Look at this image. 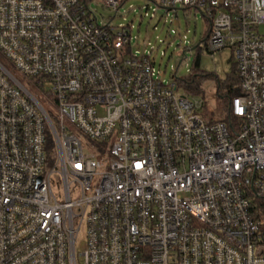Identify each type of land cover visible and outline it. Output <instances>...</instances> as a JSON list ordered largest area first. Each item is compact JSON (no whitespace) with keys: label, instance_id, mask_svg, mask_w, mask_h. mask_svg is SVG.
I'll return each instance as SVG.
<instances>
[{"label":"built area","instance_id":"2783aa9c","mask_svg":"<svg viewBox=\"0 0 264 264\" xmlns=\"http://www.w3.org/2000/svg\"><path fill=\"white\" fill-rule=\"evenodd\" d=\"M126 1L0 0V264H79L82 228L84 264H264V0H152L233 50L228 122L91 8Z\"/></svg>","mask_w":264,"mask_h":264},{"label":"rangeland","instance_id":"374dc122","mask_svg":"<svg viewBox=\"0 0 264 264\" xmlns=\"http://www.w3.org/2000/svg\"><path fill=\"white\" fill-rule=\"evenodd\" d=\"M91 8L95 10L100 25L124 26L128 30L130 27L132 53L149 55L160 80L165 84L176 83L179 96L202 101L199 112L208 121L228 122L230 97L240 87L235 72V54L230 48L216 53L207 50L211 24L202 9L178 6L168 10L161 7L159 1L152 0H127L117 12L99 2L91 3ZM257 31L264 35V24ZM0 61L8 67L1 55ZM197 62H200V74L208 76L202 83L201 94L191 92L181 84L196 74ZM22 82L26 84L25 80ZM48 106L49 112L56 116L53 101H48ZM76 134L86 147L94 150L92 142L83 133ZM58 181L56 178L54 189L58 198L63 200V189ZM86 246V231L82 228L76 238L79 264H84L82 254Z\"/></svg>","mask_w":264,"mask_h":264},{"label":"trees","instance_id":"16d2710c","mask_svg":"<svg viewBox=\"0 0 264 264\" xmlns=\"http://www.w3.org/2000/svg\"><path fill=\"white\" fill-rule=\"evenodd\" d=\"M199 68H200V62H197L196 64V74L193 75L192 77H190L189 79L185 80V81H181V84L182 85H185V88L191 92H197L199 94L203 93L202 92V83L203 81L206 80V78L208 77L207 75L205 74H200V71H199ZM236 72V70H235ZM240 87L239 89L235 92L234 95H231L230 97V102L231 100H233L236 96H238L240 94ZM204 98V97H203ZM230 105V103H229ZM228 105L227 107V113H228V118L231 114V110H230V106ZM48 139L50 140V142L52 141V136H51V133L48 132Z\"/></svg>","mask_w":264,"mask_h":264}]
</instances>
